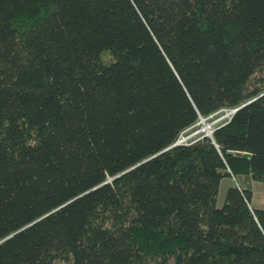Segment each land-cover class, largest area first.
Wrapping results in <instances>:
<instances>
[{"label":"trees","instance_id":"16d2710c","mask_svg":"<svg viewBox=\"0 0 264 264\" xmlns=\"http://www.w3.org/2000/svg\"><path fill=\"white\" fill-rule=\"evenodd\" d=\"M250 179L264 0H0V264H264Z\"/></svg>","mask_w":264,"mask_h":264},{"label":"rangeland","instance_id":"374dc122","mask_svg":"<svg viewBox=\"0 0 264 264\" xmlns=\"http://www.w3.org/2000/svg\"><path fill=\"white\" fill-rule=\"evenodd\" d=\"M222 110L225 109H221L215 112L213 116L208 118V121H214L215 124L220 123V121H224L225 118L221 120V116L223 115L222 117H224V115H226L231 109H226V111ZM200 123H203V121H198L191 127L182 131V133L178 136L177 140L175 141V144H179L185 140L190 141L196 138L198 139V137L203 134L202 130H200L203 125L201 126ZM227 181L228 180H224L219 188V193L217 197L218 206H221L223 204ZM250 187L252 190L251 205L255 208H264V180H251Z\"/></svg>","mask_w":264,"mask_h":264},{"label":"built area","instance_id":"2783aa9c","mask_svg":"<svg viewBox=\"0 0 264 264\" xmlns=\"http://www.w3.org/2000/svg\"><path fill=\"white\" fill-rule=\"evenodd\" d=\"M223 109H225V110H222V111H226V109H231L226 115H224V117H222L221 116V120L222 119H224L225 118V120L224 121H220V123H216L215 124V122L214 121H208V118L209 117H211V116H213L215 113H212V114H210L209 116H206V117H200V119L198 120L199 122L200 121H203V123H200L201 124V129L200 130H202V132H203V134H201L199 137H201V136H204V135H206V136H209V137H211L212 136V132H213V130L215 129V127H217L218 125H220V124H223L225 121H227L230 117H231V115H232V113L234 112V110H235V108H223ZM217 120V119H216ZM197 121V122H198ZM217 122V121H216ZM198 137V138H199ZM197 139V138H196ZM196 139H193V140H190V141H183V142H181V143H185V144H188V143H191V142H193L194 140H196Z\"/></svg>","mask_w":264,"mask_h":264},{"label":"crops","instance_id":"0c3cea01","mask_svg":"<svg viewBox=\"0 0 264 264\" xmlns=\"http://www.w3.org/2000/svg\"><path fill=\"white\" fill-rule=\"evenodd\" d=\"M224 180H228L227 181V184H226V189L231 186V185H234L237 183V180H236V177L234 176H224L221 181H220V185H219V188L221 186V183L224 181ZM250 182H251V179H250ZM226 191V190H225Z\"/></svg>","mask_w":264,"mask_h":264},{"label":"water","instance_id":"95a60500","mask_svg":"<svg viewBox=\"0 0 264 264\" xmlns=\"http://www.w3.org/2000/svg\"><path fill=\"white\" fill-rule=\"evenodd\" d=\"M237 108H238V107H237ZM235 110H236V108H235ZM235 110H234V111H235Z\"/></svg>","mask_w":264,"mask_h":264}]
</instances>
